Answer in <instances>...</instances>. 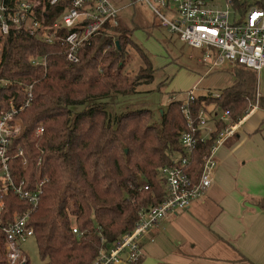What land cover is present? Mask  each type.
I'll return each mask as SVG.
<instances>
[{
    "label": "trees",
    "instance_id": "1",
    "mask_svg": "<svg viewBox=\"0 0 264 264\" xmlns=\"http://www.w3.org/2000/svg\"><path fill=\"white\" fill-rule=\"evenodd\" d=\"M19 1L23 0L5 3L13 7ZM29 1L38 18H45L49 25L59 22L68 7L61 3L43 11L40 1ZM234 3L242 15L251 5L243 0ZM254 4L264 10V0ZM45 28L3 34L0 27V120L3 112L18 109L15 118L22 122V134L10 151L15 181L26 180L27 186L34 187L48 179L30 220L42 261L93 264L100 250L135 228L142 210L159 206L166 198L160 169L182 150L180 133L189 130L188 123L179 101L160 112L158 124L152 122L150 111L120 116L109 111L112 93L134 94L141 84L154 81L151 64L141 78L130 80L123 75L125 46L133 42L123 22L110 29L117 37L104 32L85 43L78 63L67 59L68 46L60 39L70 31L62 29L50 43L45 40ZM231 77L233 83L219 98L199 96L191 109L194 126H199L204 110L210 115L212 110L217 114L228 110L230 122L236 123L256 102L257 74L236 64ZM28 100L30 105L19 110ZM259 107L264 109V97ZM230 122H215V130L194 149L188 172L201 173L204 158ZM39 128L43 133H38ZM18 146L23 147L28 166L22 156L15 157ZM144 183L149 190L142 188ZM6 203V220L29 210L13 193L6 196ZM0 241V264H7L3 234Z\"/></svg>",
    "mask_w": 264,
    "mask_h": 264
},
{
    "label": "built area",
    "instance_id": "2",
    "mask_svg": "<svg viewBox=\"0 0 264 264\" xmlns=\"http://www.w3.org/2000/svg\"><path fill=\"white\" fill-rule=\"evenodd\" d=\"M38 1L43 5V11L49 6H60L61 3L68 7L59 22L49 25L45 18H38L33 1H19L12 7L7 5L5 0H0V27L3 34L21 29L33 32L38 28L46 27L45 40L52 43L53 35H59L62 29L69 30L70 32L60 39L67 44V59L72 63L80 61L79 50L85 43L90 42L100 33H112L110 29L120 25L121 11L112 0ZM133 1L147 3L158 17L160 25L169 33L178 34L182 41L192 47L204 49L205 53L200 61L208 63L211 70L230 63L251 70L257 75L264 72V10L257 5L251 4L242 15L235 7L234 0H226L225 6L221 5V0ZM257 92L256 102L249 105L245 116L238 122L231 123L230 112L222 110L219 114L213 113L212 127L208 125L210 114L206 110L199 116L198 127L192 122L191 109L199 98L196 94L197 86L186 92L188 98L184 100L172 98V102L181 103L180 110L187 120L189 130L180 133L182 150L172 156L170 164L160 169L166 184V198L159 206L142 210L135 228L121 236L114 244L100 250L93 264H136L144 255L142 245L148 233L158 227L164 219L190 209L193 203L206 197L216 173V151L224 137L236 134L239 123L259 109L261 94L258 90ZM212 96L219 98L221 93ZM29 97L31 98L32 95L29 94ZM30 102L31 100H28L19 110L30 105ZM17 111L18 109L12 107L11 111L2 113L0 120V178L3 181L0 186V234L4 235L6 241L7 264H29L30 259L23 249V244L35 237V229L30 220L40 204L43 186L48 179L30 187L27 186L26 180L17 183L12 176L11 145L22 134L23 128L21 120L15 118ZM220 119L230 122V126L221 132L211 152L204 158L201 173L193 175L188 172L193 151L200 142H205L215 130V122ZM38 133H43L42 128L38 129ZM24 155L23 147L18 146L15 157L22 156L25 166H28L29 162ZM142 188L149 190V184L144 183ZM9 193L16 194L29 207L28 211L17 215L13 220L5 218L6 196ZM74 232L81 235L76 227Z\"/></svg>",
    "mask_w": 264,
    "mask_h": 264
},
{
    "label": "crops",
    "instance_id": "3",
    "mask_svg": "<svg viewBox=\"0 0 264 264\" xmlns=\"http://www.w3.org/2000/svg\"><path fill=\"white\" fill-rule=\"evenodd\" d=\"M261 74L258 91L264 97ZM215 156L216 173L206 197L146 235L141 264H259L264 259V109L259 107L239 123L236 134L224 137ZM192 224L194 232L186 228ZM195 234L208 244H229L233 251L225 257L201 256L196 247L206 244Z\"/></svg>",
    "mask_w": 264,
    "mask_h": 264
},
{
    "label": "rangeland",
    "instance_id": "4",
    "mask_svg": "<svg viewBox=\"0 0 264 264\" xmlns=\"http://www.w3.org/2000/svg\"><path fill=\"white\" fill-rule=\"evenodd\" d=\"M221 1L222 6L227 4L226 0ZM256 1L247 0L249 4H254ZM113 2L120 8V21L126 20H124V24L130 31L128 34L133 38V42L131 43L129 40L130 43L125 46L127 53L125 54L126 63L124 64L125 71L123 75L129 77L130 80L139 76L141 78V73L151 64L154 77L151 84L138 86L137 92L134 94L124 96L119 93H112L107 106L114 115L120 116L127 112L150 111L152 122L158 124L160 123V112L165 113L173 97L180 100L188 98L186 92L194 86H197L196 94L198 96L209 95V93L218 95L224 88L232 84L229 76L234 72L236 65L233 66L228 63L223 67V70L221 68L211 70L207 65L208 63L205 64V62L200 61L205 50L192 47L182 41L176 33H169L165 27L160 25L158 17L152 12L147 3H137L133 0H113ZM111 35L117 37L115 32ZM262 77H260L261 80ZM212 113H214L213 110ZM213 122L214 119L210 115L208 125L212 127L211 123ZM186 228H189L192 232H194V229L196 230L194 224L188 225ZM195 235L199 242L206 244V247H196V253L199 255L225 257L230 253L231 245H225V243L221 245L208 244V240L202 235ZM155 245L159 247L160 241H157ZM23 249L30 259L29 264H44L38 253L37 242L34 238H30L28 242L23 244ZM160 253L161 248L159 247L157 256ZM241 261L238 263L247 264ZM257 262L264 264V259L261 258Z\"/></svg>",
    "mask_w": 264,
    "mask_h": 264
}]
</instances>
